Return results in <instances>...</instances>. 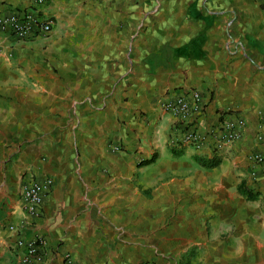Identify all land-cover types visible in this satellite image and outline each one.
Listing matches in <instances>:
<instances>
[{
  "label": "crops",
  "instance_id": "1",
  "mask_svg": "<svg viewBox=\"0 0 264 264\" xmlns=\"http://www.w3.org/2000/svg\"><path fill=\"white\" fill-rule=\"evenodd\" d=\"M26 13L51 29L0 28V264L36 238L38 264H264V0H0ZM191 92L197 116L163 110Z\"/></svg>",
  "mask_w": 264,
  "mask_h": 264
},
{
  "label": "built area",
  "instance_id": "2",
  "mask_svg": "<svg viewBox=\"0 0 264 264\" xmlns=\"http://www.w3.org/2000/svg\"><path fill=\"white\" fill-rule=\"evenodd\" d=\"M36 4H43L46 0H34ZM0 28L9 31L17 39H25L34 32V34L46 35L50 32L51 24L49 21H38L31 13L21 16L9 15L0 17ZM165 112L178 118L182 122L197 116L201 110L200 97L196 92H191L190 99L187 101L184 97H176L165 101L162 104ZM244 126L241 119L226 120L223 122V133L220 135V144H230L238 139L240 130ZM206 137L197 134L195 131H186L182 136L181 143L190 146L193 150L199 151ZM254 163H260L264 160V151L250 156ZM52 184L50 177H43L38 180H30L20 188L19 196L24 212L27 215L35 216L38 213L43 197L48 193ZM18 246L22 248V264H34L42 262V240L39 238L28 242L18 241ZM68 264L71 261L68 255H65Z\"/></svg>",
  "mask_w": 264,
  "mask_h": 264
},
{
  "label": "trees",
  "instance_id": "3",
  "mask_svg": "<svg viewBox=\"0 0 264 264\" xmlns=\"http://www.w3.org/2000/svg\"><path fill=\"white\" fill-rule=\"evenodd\" d=\"M151 161V160H150ZM194 161L201 166L202 168H213L217 165V161H211V160H204L201 158L194 157ZM149 162V161H148ZM238 192H240L242 195L246 197L247 200H252L254 198L253 195H251L249 192H247L241 185L237 188Z\"/></svg>",
  "mask_w": 264,
  "mask_h": 264
}]
</instances>
